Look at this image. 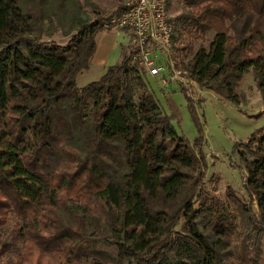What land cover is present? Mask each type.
I'll return each instance as SVG.
<instances>
[{
  "label": "trees",
  "instance_id": "1",
  "mask_svg": "<svg viewBox=\"0 0 264 264\" xmlns=\"http://www.w3.org/2000/svg\"><path fill=\"white\" fill-rule=\"evenodd\" d=\"M182 1L174 58L212 36L175 67L235 104L250 70L264 99V0ZM122 10L0 0V264H264V128L237 145L247 197H219L130 48L77 85Z\"/></svg>",
  "mask_w": 264,
  "mask_h": 264
},
{
  "label": "rangeland",
  "instance_id": "2",
  "mask_svg": "<svg viewBox=\"0 0 264 264\" xmlns=\"http://www.w3.org/2000/svg\"><path fill=\"white\" fill-rule=\"evenodd\" d=\"M99 8L111 11L119 0H90ZM184 7L182 0H169L168 14L171 19L178 15ZM177 38V49L174 60H186L191 57L200 43L206 45L212 36L209 31L203 39H197L193 34L180 31ZM53 38L64 43L67 37L56 34ZM192 41L191 50L182 49V44ZM117 46H113V42ZM129 39L124 29L112 26L99 31L95 36L94 57H100L105 63L98 65L93 62L76 75V83L82 86L98 79L109 65L117 63L127 51ZM175 48V47H174ZM174 57V56H173ZM161 63L165 65L163 58ZM166 67V65H165ZM179 77H172L165 69L155 77L148 76L150 89L154 92L162 110L170 117L176 132L182 135L195 152L203 155L205 163L204 187L212 193L223 197V192L230 186L237 195L247 197L245 192L246 173L237 154L238 143L246 141L252 134H257L264 128V99L256 89L249 70L240 80L237 92L244 94V100L239 104L219 97L213 91L202 88L190 78L179 72ZM165 78V82L161 78ZM194 100L190 108L185 93ZM264 249V238H263Z\"/></svg>",
  "mask_w": 264,
  "mask_h": 264
},
{
  "label": "built area",
  "instance_id": "3",
  "mask_svg": "<svg viewBox=\"0 0 264 264\" xmlns=\"http://www.w3.org/2000/svg\"><path fill=\"white\" fill-rule=\"evenodd\" d=\"M119 3L123 10L110 23L127 32L131 60L146 77L158 76L165 69L172 77H179L180 70L174 65V27L168 14L169 0H119ZM161 81L164 83L165 78Z\"/></svg>",
  "mask_w": 264,
  "mask_h": 264
},
{
  "label": "crops",
  "instance_id": "4",
  "mask_svg": "<svg viewBox=\"0 0 264 264\" xmlns=\"http://www.w3.org/2000/svg\"><path fill=\"white\" fill-rule=\"evenodd\" d=\"M113 46H117V44L115 43V41L113 42ZM94 53H95V52H94ZM93 57H94V55H93L92 58H91L90 64L92 63V59H93ZM94 58H95L96 60H94L93 62L97 63L98 65L105 63V60H104L103 58H100V57H97V56H95ZM89 66H90V65H89Z\"/></svg>",
  "mask_w": 264,
  "mask_h": 264
}]
</instances>
